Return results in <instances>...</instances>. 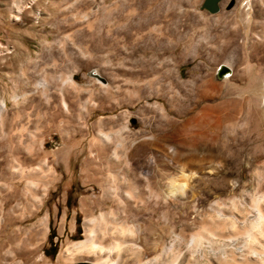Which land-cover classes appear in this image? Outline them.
<instances>
[{
	"label": "rangeland",
	"instance_id": "obj_1",
	"mask_svg": "<svg viewBox=\"0 0 264 264\" xmlns=\"http://www.w3.org/2000/svg\"><path fill=\"white\" fill-rule=\"evenodd\" d=\"M203 1L0 0V264H88L61 253L91 219L125 264H236L254 247L264 0ZM31 140L54 170L38 207L11 177Z\"/></svg>",
	"mask_w": 264,
	"mask_h": 264
},
{
	"label": "bare ground",
	"instance_id": "obj_2",
	"mask_svg": "<svg viewBox=\"0 0 264 264\" xmlns=\"http://www.w3.org/2000/svg\"><path fill=\"white\" fill-rule=\"evenodd\" d=\"M141 22H143V21H141ZM149 23H151V22H149ZM140 29H142V28H140ZM142 30H140V31H142ZM137 32H139V31H137ZM143 32H144V30H143ZM141 33H137L136 35L141 34ZM136 35H134V36H136ZM138 38H139V36H138ZM138 38L136 37L135 39H138ZM139 42H141V41H139ZM135 45H136V43H135ZM142 48H143V46H142ZM146 51L147 50H145V52ZM146 57H147V55H146ZM156 57H157V55H156ZM150 58H151V56H150ZM147 64L145 67H147ZM140 65H142V64H140ZM130 73L131 74L127 73L126 75L129 74V76H130L129 80L133 83V87L138 89V90H142L144 81H147V83L150 85L153 84V82L155 80V75L158 72H157V69H155V68L152 69V72L148 74L151 76L147 80H145V78H144L146 75L144 76L140 72L134 73V71H133V73H132V71H130ZM96 79H98V81H102L100 75ZM102 85L106 88H108L110 86V84H108V83H106V84L102 83ZM119 87H117V89ZM61 103H62V107H63L64 111L69 112L70 111V105H69V102L67 101V99L62 97ZM100 109H104V107L102 108L100 106ZM35 145L36 144H35L34 140H31V141L27 142V146H26L27 148H26L25 153H23L22 150L20 151L19 149H17V153L15 156L17 162H16V165L11 166V169L14 172V173H11L12 174L11 177H12V179H17V181H18L17 186L16 187L14 186V188H13L14 194L16 196H19V197H20V194H23V192L26 193L27 195L29 194V196L31 197V199L33 201V204L38 207V205H40V203H42V196L46 193V189H47L46 184L54 176V170H52V167L47 163L46 159L39 158L41 155V152H40L41 150L39 151L38 149H36ZM13 146H12V149H13ZM17 147H19V146H17ZM14 150H16V149H14ZM2 175H3V167L0 165V177H2ZM21 183H22V188L19 187V185ZM21 190H23V191H21ZM254 213L256 214L255 215L256 217L254 218V226L250 225L249 227L244 228V231H246L248 233L249 237L254 238V247L252 248V246L251 247L249 246L250 248L248 247V250L246 252L241 253V257L239 259H237L233 256L236 264H264V233L259 232L258 228H257L258 225H260L259 224L260 221H262V222L264 221V212L261 208L257 207L255 209ZM47 221H48L47 215H44L43 217H41L39 219L40 229L37 232H39L41 234L45 233V229L47 227ZM94 221H95V219H91L89 221V224L86 227V236L84 239H82L78 242H73L72 244L64 247L63 252L61 253L62 259L64 261H78V262L79 261H86V262H88V264H125L124 263L125 260H121V250H120L121 246L125 242V241H123L124 239L120 240L117 238L116 240H112L106 244L104 242L98 240L97 234L95 231ZM111 233H113V231ZM192 239H193V237H192ZM114 251H116V252L114 253ZM126 264H128V263H126ZM130 264H142V261L136 260V262L132 261ZM217 264H221V263L217 262Z\"/></svg>",
	"mask_w": 264,
	"mask_h": 264
},
{
	"label": "water",
	"instance_id": "obj_3",
	"mask_svg": "<svg viewBox=\"0 0 264 264\" xmlns=\"http://www.w3.org/2000/svg\"><path fill=\"white\" fill-rule=\"evenodd\" d=\"M221 0H204L202 3V8H207L211 13H216L220 10V3ZM231 69L227 65H220L219 67V74L222 76L226 73H230Z\"/></svg>",
	"mask_w": 264,
	"mask_h": 264
},
{
	"label": "flooded vegetation",
	"instance_id": "obj_4",
	"mask_svg": "<svg viewBox=\"0 0 264 264\" xmlns=\"http://www.w3.org/2000/svg\"><path fill=\"white\" fill-rule=\"evenodd\" d=\"M224 0H221L220 3H219V6H220V9L222 8V3H223ZM235 2L234 0H229L226 4V8L227 10L231 9L233 6H234ZM203 9H206L208 10L207 8H203ZM209 11V10H208Z\"/></svg>",
	"mask_w": 264,
	"mask_h": 264
},
{
	"label": "trees",
	"instance_id": "obj_5",
	"mask_svg": "<svg viewBox=\"0 0 264 264\" xmlns=\"http://www.w3.org/2000/svg\"><path fill=\"white\" fill-rule=\"evenodd\" d=\"M77 222H78V224H79V220H77ZM77 230H78V232H80V226H78V229H77ZM51 237H53V233L50 234V238H51ZM47 254H52V255H54V254H55V251H54V250H53V251H49Z\"/></svg>",
	"mask_w": 264,
	"mask_h": 264
}]
</instances>
